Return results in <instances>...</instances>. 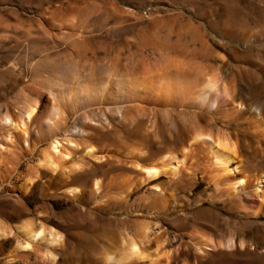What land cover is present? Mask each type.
Returning a JSON list of instances; mask_svg holds the SVG:
<instances>
[{"label":"rangeland","instance_id":"1","mask_svg":"<svg viewBox=\"0 0 264 264\" xmlns=\"http://www.w3.org/2000/svg\"><path fill=\"white\" fill-rule=\"evenodd\" d=\"M90 68L121 88L132 78L144 85L156 79H209L218 92L224 84L235 102L259 103L264 112V0H0V113L28 122L21 113L35 106L46 124H64L56 151L50 130L39 135L31 128L18 139L0 128L3 157L11 162L0 168V232L10 240L0 264H42L46 252L55 264L63 258L66 264H93L88 255L101 261L117 257L125 239H137V230L148 224L171 238L193 230L202 239L227 237L237 219L198 163L189 169L191 178L182 175L179 185L169 186L166 199L172 203H162L158 215L130 210L131 205L147 208L154 187L168 178L130 186L135 163L124 137L127 122L116 115L125 113V106L109 118L93 93L60 94L64 80L91 76ZM213 125L205 132L242 140L235 137L234 123L215 119ZM91 148L108 150L109 162L89 156ZM46 155L57 163V174L43 164ZM71 170L94 171L102 189L112 184L113 191L104 196L95 190L83 198L60 180L49 184L52 176ZM250 221L264 225V215ZM214 223L221 232L214 231ZM27 225L42 231L43 241L33 243L29 260L14 259L9 251L25 243L21 229ZM236 231L239 238L264 239L263 233L245 236L241 225ZM87 236L96 251L85 247Z\"/></svg>","mask_w":264,"mask_h":264},{"label":"bare ground","instance_id":"2","mask_svg":"<svg viewBox=\"0 0 264 264\" xmlns=\"http://www.w3.org/2000/svg\"><path fill=\"white\" fill-rule=\"evenodd\" d=\"M90 69L91 76L66 80L63 78L60 94L76 97L93 93L92 96L99 100V103H96L105 108L109 118L114 114L113 109L125 106V113L117 111L116 115L127 122L124 137L132 148L129 154L135 163L132 165L133 177L130 186L135 189L153 184L162 177L168 178L165 183L154 187L153 197L147 199V208L131 205L130 210L158 215L157 211L163 208L162 203H172L166 199L169 186L179 185L177 178L182 175L183 178L190 177L188 173L193 167L191 165L198 163L203 166V173L213 183L219 195L217 198L228 206L227 210L232 212L238 222L234 223L230 234L221 239H202L196 230L171 238L168 232L153 231L148 224L137 230V239H125L127 246H122L117 257L106 255L107 258L101 261L88 255L89 260H94L95 264H264V239L255 242L254 238H239L236 231L238 225H241L248 234L245 236L250 238L264 234V225L250 221L251 218L256 219L264 215V112L259 103H237L231 98L224 84L218 92L216 82L209 79L202 82L190 78L156 79L144 85L132 78L131 85L121 88L110 80L111 78L103 79L99 71ZM114 72L115 70L113 74ZM34 107L29 106L24 111L20 109L21 114L27 116L28 122L21 117L18 120L12 118L9 112L0 113V128L15 138L31 128L39 135L50 130L53 134L52 150L56 151L59 144L57 137L62 135L64 124L62 121L46 124L43 114ZM94 116L97 114L92 117ZM87 119L84 117V122ZM215 119H219L222 124L234 123L237 128L235 137L242 140L233 142L231 138H225V134L223 136L205 132L207 127L213 125ZM84 124L91 128L90 125ZM6 151V147L0 146V168L3 163L11 164L3 157ZM108 153L106 149L97 152L91 148L87 151L89 156L98 161L105 159L106 163L109 162ZM43 164L52 173L59 172L57 163L47 155ZM210 166L214 168L210 169ZM5 169L9 170L8 167ZM57 180H60L62 187L73 188L75 197L80 194L83 198H89L95 190L102 189L94 171H63L52 176L49 184L52 186ZM111 191L112 184L103 188L101 194L106 196ZM186 224L183 221L184 228ZM213 229L222 231L217 224ZM21 230L26 237L25 243H16L9 254L14 259L20 255L29 260V254L34 250L33 243L42 240L43 232L34 230L29 225ZM5 237L6 235L0 232V255L4 254L5 247L10 242L9 239H3ZM185 237L187 239H178ZM84 243L88 250L96 251V245L88 236ZM237 251L248 258L236 256L234 253ZM43 256L42 264H55L53 256L47 252ZM249 257H254L253 262ZM66 261L67 258H63L62 263L57 264H66Z\"/></svg>","mask_w":264,"mask_h":264}]
</instances>
